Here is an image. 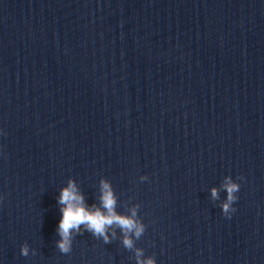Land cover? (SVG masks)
Masks as SVG:
<instances>
[{"label":"clouds","instance_id":"obj_1","mask_svg":"<svg viewBox=\"0 0 264 264\" xmlns=\"http://www.w3.org/2000/svg\"><path fill=\"white\" fill-rule=\"evenodd\" d=\"M222 186L228 193L227 202L222 207L224 213H228L231 202L236 199L233 193L239 190L240 185L233 182L230 176H226ZM101 188V207L94 205L91 209L85 205L83 197L77 193L73 182L70 181L68 186L62 189L58 198V202L63 205L61 208L62 215L57 228L58 234L61 237L60 241L57 242V247L62 253L66 254L71 251V233L73 230L78 232L81 225H84L94 236L103 237L105 243L109 242V238L106 235L107 229L113 225L119 227L124 233L123 244L128 249L133 248V240L129 237V234H134L136 238H139L143 234L145 230L144 226L135 219L136 209H132L131 217L117 214L115 211L116 197L110 184L102 181ZM211 194L213 199L218 198V190L216 188L211 190ZM27 251V247L25 246L22 249V254L27 255ZM141 254L142 251L137 249V264H155L151 258L147 261L140 260Z\"/></svg>","mask_w":264,"mask_h":264}]
</instances>
